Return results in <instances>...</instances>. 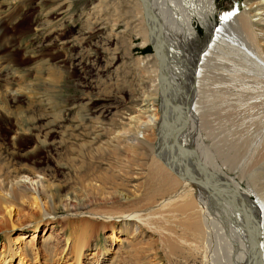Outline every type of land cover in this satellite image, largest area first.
<instances>
[{
    "label": "rangeland",
    "instance_id": "374dc122",
    "mask_svg": "<svg viewBox=\"0 0 264 264\" xmlns=\"http://www.w3.org/2000/svg\"><path fill=\"white\" fill-rule=\"evenodd\" d=\"M246 2L216 0L217 26L223 13H240ZM197 29L203 36V28ZM142 30L138 0H0V56L11 60L17 74L22 75L15 83L28 87L14 101L4 99L6 108L15 115L0 116V264L8 258L5 249L10 246L15 251L10 264H74L76 248L72 241L68 240L70 245L66 241L69 228L61 226L77 218L70 226L76 234L82 226L87 242L81 264H200V255L193 257L192 241L185 237L183 228L171 223L170 234L160 232L170 226L168 221L178 220L179 213L171 214L174 217L168 220L160 211L141 212L146 225L131 219L128 226L116 221L113 235L109 221L95 216L79 221L80 215L65 206L69 198L78 201L86 196L83 179H88L83 172L90 174L92 169L101 176L100 180L97 177V187L102 189H97L99 201L90 205L93 213H112L116 208L137 214L160 199L161 195L152 196L156 180L149 174V155H141L142 150L137 149L123 167L119 160L126 157L124 148L115 156L108 151L121 146L116 134L134 129L147 120V114L158 112L169 89L161 53L151 34L144 41ZM155 68L157 101L149 106L152 100L147 96L153 93L150 86ZM200 95L203 99L204 94ZM152 107L157 110L146 111ZM204 115V121L200 118L203 129ZM16 126L22 131L13 138ZM95 134L96 141L92 140ZM120 171L131 175L123 176ZM102 173L111 174L113 182L98 186ZM31 181L53 191L52 215H44L47 205L40 199L39 203L33 201L29 191L23 195L16 184ZM113 187L134 189L138 195L120 206L124 201L111 199ZM42 215L44 220L36 226Z\"/></svg>",
    "mask_w": 264,
    "mask_h": 264
},
{
    "label": "bare ground",
    "instance_id": "6f19581e",
    "mask_svg": "<svg viewBox=\"0 0 264 264\" xmlns=\"http://www.w3.org/2000/svg\"><path fill=\"white\" fill-rule=\"evenodd\" d=\"M142 1L147 5L143 7L138 0L143 38L146 41L151 34L156 43L167 71L169 89L163 94L158 112L147 114V120L134 129L116 134L121 146L118 144L108 151L115 156L120 147L124 148L126 157L119 160L123 167L129 164L127 157L137 149L142 150L141 155H149L152 167L149 174L156 180L152 196L161 195L160 199L137 214L116 208L112 213H93L90 205L100 199L99 185L113 181L109 179L111 174L102 173L103 183L97 187V177L100 180L101 176L92 169L90 174L83 172L87 177L82 174L88 179L82 178L86 196L78 201L69 198L66 210L80 215L79 221L89 216L109 221L113 235L116 221L126 225L131 219L146 225V219L139 215L141 212L146 215L160 211L168 220L174 217L171 214L179 213L180 218H174V222L164 219L170 226L163 225L160 232H168L174 224L183 228L185 237L192 241L193 257L200 255V264H264V45L259 43H264V0H247L243 11L237 14L230 10L223 13L218 26L214 17L216 0ZM198 26L203 28V36ZM153 75L150 86L153 93L147 96L152 100L149 106L157 101V68ZM19 77L11 60L0 56V80L4 79L0 83V116L13 117L15 114L6 108L4 99L14 101L28 89L15 83ZM145 104L149 103L145 101ZM152 110L157 107L146 109ZM203 115L206 131L200 121V118L204 121ZM147 129H154V133H148ZM202 129L207 132L208 140ZM21 131L16 126L13 138ZM92 140H97V134ZM37 183L16 182L23 195L29 191L33 201L39 203L40 199L47 205L44 215L51 214L53 191ZM111 193L115 202L124 201L120 206L138 195L134 189L125 191L117 187ZM44 215L36 219V226L44 220ZM74 220H66L61 228H69L66 241H72L76 248L74 264H81L79 259L87 242L82 226L77 234L70 226L78 218ZM162 242L169 245L167 240ZM167 250L170 252L169 247ZM5 251L8 258L4 257L2 264H10L15 251L11 246Z\"/></svg>",
    "mask_w": 264,
    "mask_h": 264
},
{
    "label": "water",
    "instance_id": "95a60500",
    "mask_svg": "<svg viewBox=\"0 0 264 264\" xmlns=\"http://www.w3.org/2000/svg\"><path fill=\"white\" fill-rule=\"evenodd\" d=\"M139 1L142 3L143 7L146 8L147 5H146L142 0H139ZM152 49H153V46H152ZM168 167H169V166H168ZM169 169H170V170H173L171 167H169ZM176 174H177V173H176ZM177 175H178V174H177Z\"/></svg>",
    "mask_w": 264,
    "mask_h": 264
},
{
    "label": "snow or ice",
    "instance_id": "6c2138e0",
    "mask_svg": "<svg viewBox=\"0 0 264 264\" xmlns=\"http://www.w3.org/2000/svg\"><path fill=\"white\" fill-rule=\"evenodd\" d=\"M225 19H227V17H225Z\"/></svg>",
    "mask_w": 264,
    "mask_h": 264
}]
</instances>
